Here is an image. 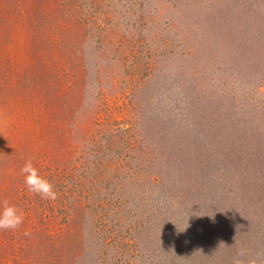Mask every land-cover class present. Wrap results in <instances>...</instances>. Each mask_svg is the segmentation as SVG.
<instances>
[{
  "label": "rangeland",
  "instance_id": "374dc122",
  "mask_svg": "<svg viewBox=\"0 0 264 264\" xmlns=\"http://www.w3.org/2000/svg\"><path fill=\"white\" fill-rule=\"evenodd\" d=\"M4 200L0 264H264V0H0Z\"/></svg>",
  "mask_w": 264,
  "mask_h": 264
},
{
  "label": "clouds",
  "instance_id": "9594fccd",
  "mask_svg": "<svg viewBox=\"0 0 264 264\" xmlns=\"http://www.w3.org/2000/svg\"><path fill=\"white\" fill-rule=\"evenodd\" d=\"M21 174L24 177V185L27 190L35 195L40 196L44 200H56L58 193L51 181L40 174V170L34 166L32 160L25 162L21 168ZM25 213L17 205L11 204L8 200H4L0 207V230L16 231L24 223ZM245 253L243 250L237 252V259L234 264H245L243 259ZM247 264H258L256 258H249Z\"/></svg>",
  "mask_w": 264,
  "mask_h": 264
},
{
  "label": "crops",
  "instance_id": "0c3cea01",
  "mask_svg": "<svg viewBox=\"0 0 264 264\" xmlns=\"http://www.w3.org/2000/svg\"><path fill=\"white\" fill-rule=\"evenodd\" d=\"M245 264H247V261L245 262Z\"/></svg>",
  "mask_w": 264,
  "mask_h": 264
}]
</instances>
